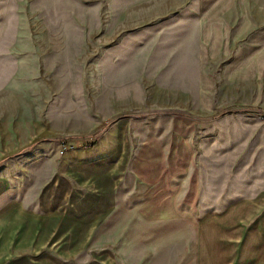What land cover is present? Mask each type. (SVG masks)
I'll use <instances>...</instances> for the list:
<instances>
[{"label": "rangeland", "instance_id": "374dc122", "mask_svg": "<svg viewBox=\"0 0 264 264\" xmlns=\"http://www.w3.org/2000/svg\"><path fill=\"white\" fill-rule=\"evenodd\" d=\"M252 188L264 0H0V264H196Z\"/></svg>", "mask_w": 264, "mask_h": 264}, {"label": "crops", "instance_id": "0c3cea01", "mask_svg": "<svg viewBox=\"0 0 264 264\" xmlns=\"http://www.w3.org/2000/svg\"><path fill=\"white\" fill-rule=\"evenodd\" d=\"M207 198L203 197L196 264H264V221L247 223L258 211L264 214V188L233 191L227 203L216 197L207 205Z\"/></svg>", "mask_w": 264, "mask_h": 264}]
</instances>
